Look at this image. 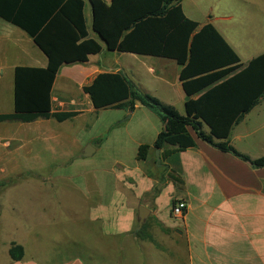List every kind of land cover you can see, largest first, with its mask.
I'll return each instance as SVG.
<instances>
[{
  "label": "crops",
  "instance_id": "obj_1",
  "mask_svg": "<svg viewBox=\"0 0 264 264\" xmlns=\"http://www.w3.org/2000/svg\"><path fill=\"white\" fill-rule=\"evenodd\" d=\"M184 1L182 6L189 18L202 25L213 23L214 19L210 15L201 18L195 11L187 13ZM210 1L229 3L233 0ZM236 1L264 3V0ZM202 5L203 0H189V8L197 9ZM221 19L229 20L231 16ZM262 53L264 51L250 60ZM126 54L129 63L115 71L106 66H102L105 68L103 71L95 67L94 58L99 55L90 56L85 64L61 68L53 89V111H74L79 113L77 116L64 122L38 118L29 123H0V183L4 175H14L20 170L40 171L52 167L59 160L85 158L83 153L86 145L73 134L74 131H65L58 125H67L87 113L99 114L101 110L93 107L83 88L100 73L121 72L143 92L185 115L188 97L180 81L181 67L169 59ZM48 62L45 53L27 32L0 17V90L6 89V94L0 98V115L15 111L16 68H45ZM69 67H72L71 70L64 71V68ZM72 85L79 87L83 96L75 98L71 95ZM66 104L74 109L65 108ZM131 104L128 101L121 108L109 109L122 110L130 118L137 113L147 119L162 118L152 107L139 100L135 102L134 109ZM254 113L264 114V98L233 128L230 142L238 151L258 159L264 157V132H261L264 131V123L259 128L236 132ZM189 131L195 139L194 147L163 145L158 149V157L154 144L160 132H150L153 135H150L149 141L135 143L133 163L118 164L122 171L116 170L118 175H114V171V179H108L109 172L102 170L101 174L97 171L98 176L94 180L88 182L82 179L81 185L75 183L74 188L80 194L81 207L78 212L85 211L80 218L89 219L93 239L89 247L85 241H75L74 250L87 246V250L101 251L102 246L99 248L97 242L92 243V240L99 238L104 250L111 254L115 250H133L137 264H264V168L255 169L235 155L198 139L192 130ZM108 140L101 145L91 143L95 148L94 154L108 144ZM141 148L145 150L141 151ZM35 182L50 189L65 187L74 180L47 178ZM159 185L160 193L154 196L153 190ZM179 201L186 202L187 209L183 217L175 218L172 207ZM9 203L11 210L8 214L1 211L0 220L4 216L5 219H43L47 218L49 211L62 217L68 210L59 193L41 196L22 209L18 202ZM140 206L150 210L143 226L153 242L142 240L135 234ZM5 208L1 206L0 200V210ZM23 229L31 231L34 240H31V233L26 240H11L7 247V258L0 264H87L80 255L59 259V252L65 251L62 246L53 248V253L40 248V235L56 228L42 224L41 229L35 230L30 225ZM53 242L57 243L59 239H53ZM12 243L24 247L23 260L11 259L9 249ZM145 251L149 252L146 254Z\"/></svg>",
  "mask_w": 264,
  "mask_h": 264
},
{
  "label": "trees",
  "instance_id": "obj_2",
  "mask_svg": "<svg viewBox=\"0 0 264 264\" xmlns=\"http://www.w3.org/2000/svg\"><path fill=\"white\" fill-rule=\"evenodd\" d=\"M183 0H0V17L27 32L45 53V68L19 66L15 70V111L5 121L33 122L38 118L64 122L74 111H53V89L63 66L85 64L103 46L111 52L133 53L175 61L188 99L185 115L143 92L121 72L98 74L83 88L96 110L121 108L131 101L152 107L173 123L158 134L154 150L163 145L194 147L198 139L264 168V157L253 159L230 142L233 128L264 98V53L247 65L211 22L202 25L184 12ZM87 4L93 10L91 36ZM102 38L103 41L100 40ZM145 149L141 148V151ZM157 157V156H156ZM161 185L153 190L160 193ZM153 242L145 226L135 233ZM14 261L25 256L12 243Z\"/></svg>",
  "mask_w": 264,
  "mask_h": 264
},
{
  "label": "rangeland",
  "instance_id": "obj_3",
  "mask_svg": "<svg viewBox=\"0 0 264 264\" xmlns=\"http://www.w3.org/2000/svg\"><path fill=\"white\" fill-rule=\"evenodd\" d=\"M210 2V0H203L202 7L193 9L189 8V0H185L184 6L187 13H190L191 10L195 11L201 18L210 15L214 19L213 23L220 33L236 48L244 65L252 57L264 51L263 2L243 3L236 0L229 3ZM224 16H231V19H221ZM86 18L91 36L94 37L95 34L92 31V13L89 4L86 7ZM103 50L104 52L102 54L94 58L95 67L100 70H105L102 66H106V68H112L115 71L122 65L129 63V59L126 57L128 54L113 53L108 51L104 46ZM71 68H64V71L71 70ZM70 88L71 95L75 98L83 96L82 91L76 85H72ZM5 94V88L2 92L0 90V98ZM56 96L58 97L59 95L56 94ZM70 107L74 109L70 104L65 105V108ZM57 108H60V105H57ZM262 123H264V114L259 115L254 113L236 129V132L246 131L247 128H259ZM173 125V123L164 121L162 118L154 117L147 119L141 113H137L136 116L130 118L122 110L111 109L101 110L97 115L87 113L67 125H58L65 131H74L73 134L86 147L91 145V143L101 145L109 139L108 144L103 145L102 149L91 157H75L71 161L68 159L67 161L66 159L59 160L57 164L45 170L33 172L20 170L14 175H4L0 183V200L1 206L7 207V209H2L0 212L9 213L11 210L10 201L18 202L22 209L23 207L26 208L29 206L31 202L37 201L41 196H53L54 193L60 194L68 210L62 217L54 211H49L47 218L33 220L27 218L5 219L4 216L0 220V263L7 258V247L11 240L28 239L31 231L23 229L24 226L27 227L30 225L37 230L41 229L42 224L44 226L47 224L56 229L40 235V248L53 253L51 250L56 248V246L64 247L65 251H60L57 255L59 259H66L72 255H80L87 264H137L133 250H115L111 254L104 250L99 238L92 240V243L93 241L97 242L99 248L102 246L101 251L95 252L87 250V246L91 242V239H93V235L90 233L92 224H90L88 218H80L81 216L83 217L85 211H82L80 214L78 212L81 207L80 194L74 188L75 183L81 185L80 181L87 180L89 182L90 180H94L98 176L96 175L97 171L101 174L102 170L109 172L108 179H114V175H118L117 171H122L118 164L130 165L133 163L136 142L149 141L150 135H153L149 134L150 132H161L165 127L168 126L171 128ZM74 161L78 162L73 165L72 162ZM114 171L115 174L112 175ZM47 178L67 181L74 180V182L69 183V181L67 186L62 188L50 187V189L35 182ZM29 179L30 181H28ZM16 227L18 228L15 229ZM31 234L30 237L33 241L34 234ZM53 239H59V242L54 243ZM77 240L85 241L88 244L87 246H82L81 250H74L73 243L75 241L77 242ZM148 252L145 251L144 253L147 254Z\"/></svg>",
  "mask_w": 264,
  "mask_h": 264
},
{
  "label": "water",
  "instance_id": "obj_4",
  "mask_svg": "<svg viewBox=\"0 0 264 264\" xmlns=\"http://www.w3.org/2000/svg\"><path fill=\"white\" fill-rule=\"evenodd\" d=\"M92 14H93V10H92ZM99 38H100L101 41H103L101 37H99ZM94 152H95L94 146L93 145H88L85 148L83 155L85 157H90V156H92L94 154ZM156 153H157V156L159 157V150H157ZM149 214H150V210L149 209H147L144 206H140L139 207V216H138L139 223H138V226L136 228L137 231L142 229L143 224H144L145 220L147 219V217L149 216Z\"/></svg>",
  "mask_w": 264,
  "mask_h": 264
},
{
  "label": "built area",
  "instance_id": "obj_5",
  "mask_svg": "<svg viewBox=\"0 0 264 264\" xmlns=\"http://www.w3.org/2000/svg\"><path fill=\"white\" fill-rule=\"evenodd\" d=\"M187 209V204L184 201H179L172 207V215L175 218H181L184 216Z\"/></svg>",
  "mask_w": 264,
  "mask_h": 264
}]
</instances>
